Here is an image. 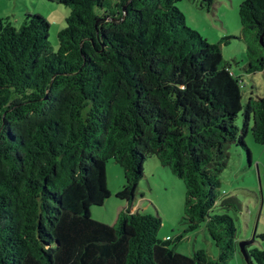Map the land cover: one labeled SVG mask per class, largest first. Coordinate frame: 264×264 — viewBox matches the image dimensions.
Masks as SVG:
<instances>
[{
	"label": "trees",
	"instance_id": "trees-1",
	"mask_svg": "<svg viewBox=\"0 0 264 264\" xmlns=\"http://www.w3.org/2000/svg\"><path fill=\"white\" fill-rule=\"evenodd\" d=\"M181 1L61 0L70 14L57 51L45 18L0 19V264H228L238 252L229 212L243 205L218 191L233 144L251 163V124L264 145V97H250L240 133L242 80L222 55L232 38L210 45ZM239 19L259 48L248 45L247 71H264V0H245ZM152 158L185 185L184 235L205 226L217 259L178 253L183 234L160 239L162 218L134 211ZM109 163L123 170L115 192L127 204L113 226L90 212L111 197ZM244 249L264 264V251Z\"/></svg>",
	"mask_w": 264,
	"mask_h": 264
},
{
	"label": "rangeland",
	"instance_id": "rangeland-1",
	"mask_svg": "<svg viewBox=\"0 0 264 264\" xmlns=\"http://www.w3.org/2000/svg\"><path fill=\"white\" fill-rule=\"evenodd\" d=\"M60 2L61 0H0V19H8L14 27L20 28L27 14L45 18L50 24L49 41L54 51H57L58 34L67 27L66 19L70 14V9ZM244 2L245 0H216L211 12L201 8L197 0H183L176 4L185 16L187 27L197 31L210 45L218 44L227 37L232 38L222 45V55L224 60L230 63L232 72L242 80L243 110L236 121L240 133L244 128V109L250 97H264V71H247L253 58L248 45L255 50L259 48L253 45L251 35L244 32L240 24L239 8ZM251 129L252 124L245 137L251 153V163L247 151L233 144L229 148L228 167L221 175L218 196L220 200L235 196L241 201V213L229 212L238 230V242L249 241L250 250L264 251V145L254 142ZM144 172L146 178L139 183L135 203L139 205L142 214L159 215L166 223V228L163 224L159 231L160 239L163 234H167L176 242V238L184 235L186 231V225L182 222L185 185L169 169L162 168L157 159L147 160ZM106 176L111 197L102 207H92L90 212L94 219L113 226L119 207L122 204L127 207L124 201L117 198L115 192L121 189V183L124 184L125 181L122 168L114 163L107 165ZM214 213L221 214L222 211L215 209ZM199 250L206 251L213 259L219 257V250L205 226L196 232L185 234L184 238L176 243V251L186 256H193L194 252ZM228 264L249 263L238 248V252Z\"/></svg>",
	"mask_w": 264,
	"mask_h": 264
},
{
	"label": "crops",
	"instance_id": "crops-1",
	"mask_svg": "<svg viewBox=\"0 0 264 264\" xmlns=\"http://www.w3.org/2000/svg\"><path fill=\"white\" fill-rule=\"evenodd\" d=\"M123 185V183H121V186ZM122 209V206H120L119 207V210H118V213H119V211ZM143 210H145V209H143ZM134 211H140V207H139V205L138 204H136V203H134ZM98 221H101V220H99V219H97ZM163 224H165V226H164V228H166V223L165 222H163ZM168 238H170L169 236H167V234H163V240H167Z\"/></svg>",
	"mask_w": 264,
	"mask_h": 264
},
{
	"label": "water",
	"instance_id": "water-1",
	"mask_svg": "<svg viewBox=\"0 0 264 264\" xmlns=\"http://www.w3.org/2000/svg\"><path fill=\"white\" fill-rule=\"evenodd\" d=\"M250 244L249 241H246V242H241L239 243V247H240V250H241V253L242 255L247 259V254H246V251H245V247L248 246ZM248 260V259H247Z\"/></svg>",
	"mask_w": 264,
	"mask_h": 264
}]
</instances>
